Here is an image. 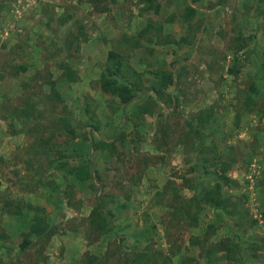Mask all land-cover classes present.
<instances>
[{
	"label": "rangeland",
	"instance_id": "1",
	"mask_svg": "<svg viewBox=\"0 0 264 264\" xmlns=\"http://www.w3.org/2000/svg\"><path fill=\"white\" fill-rule=\"evenodd\" d=\"M0 264H264V0H0Z\"/></svg>",
	"mask_w": 264,
	"mask_h": 264
},
{
	"label": "trees",
	"instance_id": "2",
	"mask_svg": "<svg viewBox=\"0 0 264 264\" xmlns=\"http://www.w3.org/2000/svg\"><path fill=\"white\" fill-rule=\"evenodd\" d=\"M95 3V5H98L99 2L103 0H91ZM113 2L115 0H112ZM152 1V0H150ZM198 0H191V2H197ZM105 7V6H104ZM188 12L192 15L194 11L193 6L187 7ZM114 53H110V59L113 60V63L108 64L104 67L102 70V73L100 75V80L102 82V88L106 92H110L113 95L118 96L123 103L130 102L133 98H135L136 94L140 90L139 85L134 80L132 81L128 76L124 73L123 64L121 62V57H118V59L115 61L114 59ZM117 57V56H116ZM158 76V81H161L163 84H165L167 81H171V77H167L166 79L162 77L161 73L156 74ZM164 79V80H163ZM158 91V89H155ZM51 166H54V162H52ZM217 190L219 187V184L216 183L214 186ZM221 196L218 198H214L211 196H207V200L212 204L214 208L220 207L222 204ZM40 222H42L40 220ZM39 221H37V225L41 226ZM102 225V224H101ZM42 233L44 230L41 231ZM40 232V233H41ZM28 239H24V243H27Z\"/></svg>",
	"mask_w": 264,
	"mask_h": 264
}]
</instances>
